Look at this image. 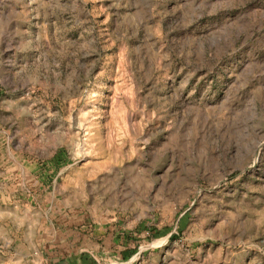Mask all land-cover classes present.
<instances>
[{
  "label": "rangeland",
  "instance_id": "obj_1",
  "mask_svg": "<svg viewBox=\"0 0 264 264\" xmlns=\"http://www.w3.org/2000/svg\"><path fill=\"white\" fill-rule=\"evenodd\" d=\"M73 206L83 264H264V0H0V264Z\"/></svg>",
  "mask_w": 264,
  "mask_h": 264
},
{
  "label": "crops",
  "instance_id": "obj_2",
  "mask_svg": "<svg viewBox=\"0 0 264 264\" xmlns=\"http://www.w3.org/2000/svg\"><path fill=\"white\" fill-rule=\"evenodd\" d=\"M8 25L7 21L6 25L2 27V31L8 30ZM3 216L4 213L0 211V219H4ZM38 226L41 228L40 230ZM34 227L38 228V236L42 239L40 247L47 250L49 261L60 264H83V236L85 237L83 210L77 209L76 206L70 207L58 218L53 215L42 221L38 219ZM3 232L4 228L0 226V235ZM29 236L32 239V234ZM39 244L38 242V246Z\"/></svg>",
  "mask_w": 264,
  "mask_h": 264
},
{
  "label": "trees",
  "instance_id": "obj_3",
  "mask_svg": "<svg viewBox=\"0 0 264 264\" xmlns=\"http://www.w3.org/2000/svg\"><path fill=\"white\" fill-rule=\"evenodd\" d=\"M125 257L127 256V255H124Z\"/></svg>",
  "mask_w": 264,
  "mask_h": 264
}]
</instances>
